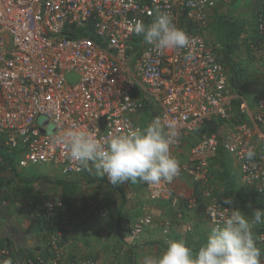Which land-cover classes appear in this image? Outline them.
Listing matches in <instances>:
<instances>
[{"label": "built area", "instance_id": "1", "mask_svg": "<svg viewBox=\"0 0 264 264\" xmlns=\"http://www.w3.org/2000/svg\"><path fill=\"white\" fill-rule=\"evenodd\" d=\"M218 1L0 0L1 148L15 158L17 167L51 164L65 175L83 174L52 138L61 137L73 125L98 137L142 128L135 116L148 107L143 93L151 100L153 119L177 126L179 135L172 146L201 134L208 123L228 124L224 137L219 132L201 134L190 146L187 162L180 163V171L192 174L205 188L211 226L221 222L230 210L210 175L211 161L221 149L239 166L243 185L264 190V75L262 90L250 105L232 86L230 71L220 58L221 45L206 34ZM158 12L170 13L176 26L188 33L190 48L157 51L143 42L139 52L130 53V42L138 37L131 33V25L137 20L151 24ZM257 28V38L249 47L264 70V18ZM189 53L193 59L186 61ZM69 74L75 79L70 80ZM250 147L256 152L252 163L243 155ZM4 169L0 156V183ZM173 182L145 183L149 198L177 205ZM10 202L2 198L0 206ZM64 207L61 198L45 199L34 204L32 219L58 218ZM82 214L105 217L108 209L98 198L89 197ZM151 224V216L140 218L131 227V238L137 240ZM165 224L168 229L170 222ZM256 236L257 245H264V230ZM63 243L64 233L53 227L43 248L33 255L0 246V262L10 258L12 264H101L90 256L67 261Z\"/></svg>", "mask_w": 264, "mask_h": 264}, {"label": "crops", "instance_id": "2", "mask_svg": "<svg viewBox=\"0 0 264 264\" xmlns=\"http://www.w3.org/2000/svg\"><path fill=\"white\" fill-rule=\"evenodd\" d=\"M263 5V0H219L211 15L207 37L219 41L218 34L225 20L227 24L234 21L240 28L254 32L253 15ZM260 73L264 75V70L261 69ZM259 90H262L261 87ZM142 95L148 103V110H143L135 118L139 121L140 116L148 111L150 123L153 120L149 108L151 100L147 95ZM229 129L228 124L223 123L218 132L224 137ZM200 138L199 133L189 135L183 144L171 147L172 155L180 163H186L190 146ZM216 158L211 161V182L216 193L224 200L229 194L225 191L224 182L220 180L223 169L216 164ZM14 168L7 166L4 169V181L0 183V199L11 200L9 206H0V246L9 245L17 254L32 255L43 248L49 221H34L32 212L34 204L49 198H61L65 203L55 225L64 233L63 251L67 261L73 257L90 256L99 259L101 264H142L144 257L158 255L171 240L183 239L189 247L198 249L212 227L206 215L209 199L204 194L205 188L186 170L180 171L174 178L172 188L178 204L173 205L168 199H150L144 182H125L112 186L105 177L87 171L65 175L59 167L51 164L25 168L15 165ZM234 169L239 176V166ZM237 184L242 191L237 195L244 194L247 197L246 202L239 198L241 211L251 216L254 209L264 210V190H260L257 185L245 186L239 180ZM89 197L99 199L101 205L108 209L107 216H83L85 200ZM190 202L194 204L189 206ZM120 214L128 217L130 226L147 215L152 217V224L137 240H131L128 234L126 243L116 234ZM166 222H170L168 229ZM259 226L254 228L255 235ZM258 247L262 251L261 264H264V245Z\"/></svg>", "mask_w": 264, "mask_h": 264}, {"label": "clouds", "instance_id": "3", "mask_svg": "<svg viewBox=\"0 0 264 264\" xmlns=\"http://www.w3.org/2000/svg\"><path fill=\"white\" fill-rule=\"evenodd\" d=\"M130 31L157 51L189 49L192 43L168 12H158L148 25L137 20ZM192 59L191 53L185 56L186 61ZM178 135L174 123L164 124L155 118L142 128H128L107 137L73 125L52 142L63 145L66 159L90 174L106 176L112 186L125 182L159 185L172 182L180 173V162L171 152ZM243 155L252 163L256 152L250 147ZM223 203L229 206L230 215L210 228L198 249L189 247L183 239L171 240L158 255L144 257L142 264H261L262 251L254 228L264 224V210L254 209L249 216L239 207H231L233 197H225ZM0 264H12V260Z\"/></svg>", "mask_w": 264, "mask_h": 264}, {"label": "trees", "instance_id": "4", "mask_svg": "<svg viewBox=\"0 0 264 264\" xmlns=\"http://www.w3.org/2000/svg\"><path fill=\"white\" fill-rule=\"evenodd\" d=\"M253 17L255 19L254 20L255 21L254 22L255 27L253 28L254 32H253V35L250 37V39L246 40V41H254V39L257 38V35H258L257 25H258L259 21L264 18V5L261 9H259L253 15ZM223 22H224V24L229 26V30H227L226 35H225L227 50L234 52V48L236 47V45H233V43L236 40V38H238L239 34L245 32V29H244V27L240 28L237 24L234 23V21H231L228 24L226 23L227 22L226 20ZM142 44H143V40L141 37H137V38L132 39L130 42V45H129V52L130 53H132L134 51H136V53L139 52L142 49ZM230 64H231V66H233L232 62ZM230 78H231L232 86L235 88V90L240 95H245V90L243 87V79H242L240 71L236 70V72H234V74L230 75ZM237 104H239V103L237 102ZM149 108H150V110H152V105H150ZM219 128H220L219 123L218 124L217 123H215V124L208 123L201 129L202 130L201 134L209 135V134L217 133L219 131ZM0 156L2 157L5 168H7V166H10L11 169L14 168L15 158L12 155H10L8 152L3 150V148H1V145H0ZM216 157H217L216 158V164H218L220 166V168L223 169V171L220 172V174H221L220 180H222L224 182V185L226 187L225 191H226V193L229 194V196L235 198L234 207L240 208L241 203H240L239 198L243 202H246L247 197L244 194L243 195L242 194L237 195V193H241L242 191L238 187L237 182L239 180V176H237L235 174V169H234V167H232V163L230 161V156L223 149H221ZM136 192L139 193V191H136ZM248 207H250V206L248 205ZM240 210H241V208H240ZM43 219H46L47 221H49V223H48L49 230L53 227H54V229L57 228L56 227L57 225H55V223L58 220V218H55V219L54 218L53 219L43 218ZM129 224H130V220L128 219V217H125L122 214H120L118 221H117L116 234L121 241L126 242V243L128 242L126 239L128 234H130V239L132 240V238H131V227L132 226H130ZM263 230H264V224H262L261 226H259L256 229V233H260ZM45 241H46V238H45Z\"/></svg>", "mask_w": 264, "mask_h": 264}, {"label": "rangeland", "instance_id": "5", "mask_svg": "<svg viewBox=\"0 0 264 264\" xmlns=\"http://www.w3.org/2000/svg\"><path fill=\"white\" fill-rule=\"evenodd\" d=\"M244 4V2L242 3ZM255 20V19H254ZM221 26V25H220ZM254 25L252 26V28ZM227 30H229L228 25H224V27H220V34H218V40L216 41L221 45V51L219 54L221 56L222 61L226 64L227 68L229 69L231 74H234L236 70L240 71L242 79H243V87L245 90V98L249 102L250 105H253L257 96L260 94L259 88L262 89V77L260 70H263V65L261 62L255 60L250 52L249 40L250 37L253 35V31H247L239 34L238 38L234 41L233 45H236L234 48V52L227 50L225 35ZM248 42V43H247ZM231 52V54H230ZM230 62L233 63L231 66ZM255 87L252 90V87ZM148 110V109H146ZM147 114H142L139 118V122L141 123L142 127L146 126L149 121V112L146 111ZM49 129H53L50 125ZM232 163V167H236L237 164L234 160L230 159ZM234 207V205H232ZM235 208V207H234Z\"/></svg>", "mask_w": 264, "mask_h": 264}, {"label": "water", "instance_id": "6", "mask_svg": "<svg viewBox=\"0 0 264 264\" xmlns=\"http://www.w3.org/2000/svg\"><path fill=\"white\" fill-rule=\"evenodd\" d=\"M68 78H69L70 80H74V79H75V77H74L73 74H69V75H68ZM42 122H43V123H46L47 120H46V119H43ZM100 122H101V125L104 126L105 118H102Z\"/></svg>", "mask_w": 264, "mask_h": 264}]
</instances>
